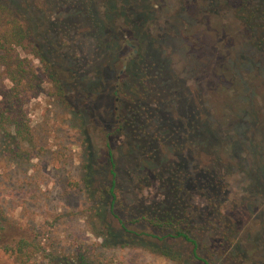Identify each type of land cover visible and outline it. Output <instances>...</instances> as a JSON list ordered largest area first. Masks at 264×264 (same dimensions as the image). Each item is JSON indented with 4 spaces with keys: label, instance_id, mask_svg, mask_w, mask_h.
Listing matches in <instances>:
<instances>
[{
    "label": "rangeland",
    "instance_id": "rangeland-1",
    "mask_svg": "<svg viewBox=\"0 0 264 264\" xmlns=\"http://www.w3.org/2000/svg\"><path fill=\"white\" fill-rule=\"evenodd\" d=\"M3 1L47 29L67 104L47 80L26 106L36 149L0 143V264H20L7 248L21 238L39 249L30 264H175L144 242L205 264L140 219L166 210L209 264H264V51L238 0H90L89 14L76 0ZM144 13L150 35L115 49L110 28Z\"/></svg>",
    "mask_w": 264,
    "mask_h": 264
},
{
    "label": "trees",
    "instance_id": "trees-1",
    "mask_svg": "<svg viewBox=\"0 0 264 264\" xmlns=\"http://www.w3.org/2000/svg\"><path fill=\"white\" fill-rule=\"evenodd\" d=\"M76 1L75 3L81 11L83 10L87 14L90 13L92 10L91 5H93L92 1ZM104 6L106 13L112 14L110 21L116 26V16L113 11L115 8L113 9L108 4L107 6L104 4ZM127 6H124V8ZM236 8L237 13H239V19L243 21L247 28L253 29L252 32L254 34H257L252 41L254 48L256 47L263 52L264 0H238ZM33 15H35L34 12L31 16ZM142 18V24H131L128 26L129 23H127L126 28L124 27L123 29L120 27L118 29L114 27L110 28L119 41L115 49L123 50V47L129 45L128 43H131V41L134 43L133 40H136V38L134 36L131 37V35H134L135 32L141 36L140 38L150 35V24L145 25V19L149 18L145 13L142 14ZM92 22L95 28L102 27L100 20H96L94 17L92 18ZM45 25L47 27V24ZM33 26L34 23L29 24V22H26L20 10L13 6V4L0 0V143H4L8 147L10 146L8 148L9 151L13 152L18 158H22L36 149L26 106L32 97L42 92L43 84L47 80L53 88L54 94L60 101L67 104L61 79L51 61L47 58V47H45L47 29H35ZM134 51L135 49H132L133 54ZM117 61L115 60L113 63L114 66ZM121 61L126 68H131L132 64H134L132 62L134 60L130 55L124 56ZM117 74L116 76H118ZM261 76H264V72H261ZM229 139H231V136ZM171 178H173V168L171 170ZM115 186L116 181L112 180L111 184L107 187V191L113 200L118 195ZM176 217L177 219L179 218L176 214L166 210L162 216L142 214L140 219H145L151 226L163 228L164 230L171 228L170 233L167 235H173L185 242H189L193 247L191 257L209 264V261L205 257L198 254V249L200 248L198 240L192 237L186 228L175 222ZM178 221H182V219L179 218ZM221 224L224 227L225 221L224 223L221 222ZM210 225L218 227V225L213 223H210ZM125 243L127 244L128 242ZM144 243L146 244H141L144 248L159 253L175 262V264H184L181 256L176 254L171 248L154 246L151 243L147 244V242ZM38 252V247L33 246V244L24 238L17 240L13 246L7 248L9 256L13 257L20 264H30L36 258Z\"/></svg>",
    "mask_w": 264,
    "mask_h": 264
},
{
    "label": "flooded vegetation",
    "instance_id": "flooded-vegetation-1",
    "mask_svg": "<svg viewBox=\"0 0 264 264\" xmlns=\"http://www.w3.org/2000/svg\"><path fill=\"white\" fill-rule=\"evenodd\" d=\"M152 27V25H150L149 26V29ZM151 30V29H150ZM131 47L133 46V44L132 43H128ZM135 51H136V49H135Z\"/></svg>",
    "mask_w": 264,
    "mask_h": 264
}]
</instances>
